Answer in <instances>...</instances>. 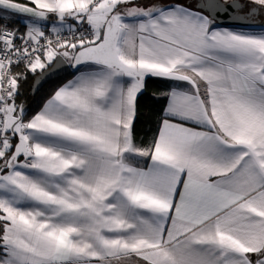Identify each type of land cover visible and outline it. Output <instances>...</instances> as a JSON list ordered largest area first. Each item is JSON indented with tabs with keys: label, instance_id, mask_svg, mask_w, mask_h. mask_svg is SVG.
I'll return each instance as SVG.
<instances>
[{
	"label": "snow or ice",
	"instance_id": "obj_1",
	"mask_svg": "<svg viewBox=\"0 0 264 264\" xmlns=\"http://www.w3.org/2000/svg\"><path fill=\"white\" fill-rule=\"evenodd\" d=\"M207 13V14H205ZM264 0H0V264H264ZM71 70L43 107L29 74ZM172 82L155 134L146 78Z\"/></svg>",
	"mask_w": 264,
	"mask_h": 264
},
{
	"label": "trees",
	"instance_id": "obj_2",
	"mask_svg": "<svg viewBox=\"0 0 264 264\" xmlns=\"http://www.w3.org/2000/svg\"><path fill=\"white\" fill-rule=\"evenodd\" d=\"M19 30L21 31V28ZM71 75L72 73L48 82L32 96L30 90L35 77L29 74L27 80L21 84L22 94L18 97L17 102L24 103L28 115L31 116L43 106L54 90ZM169 87L170 84L165 79L146 78L145 89L138 97V115L134 124L135 136L138 142H147L155 134L159 117L166 106V98L160 94L168 91Z\"/></svg>",
	"mask_w": 264,
	"mask_h": 264
},
{
	"label": "water",
	"instance_id": "obj_3",
	"mask_svg": "<svg viewBox=\"0 0 264 264\" xmlns=\"http://www.w3.org/2000/svg\"><path fill=\"white\" fill-rule=\"evenodd\" d=\"M195 5H196V3H195ZM195 5H194V7H195ZM259 21L260 20H259V17H258L254 21L249 20V21H244L242 24H234L233 21H231V20H229L227 18H221L218 21V24L220 26H225V27H230V26L250 27L252 25L258 24ZM70 73H72V71L71 70H67V71H61L60 73H58L56 75H53V76H51L49 78H41L39 80H37V78H34V81H33L32 86H31L30 94L32 96H34L48 82H50L52 80H55L57 78H60L62 76H66V75H68Z\"/></svg>",
	"mask_w": 264,
	"mask_h": 264
},
{
	"label": "crops",
	"instance_id": "obj_4",
	"mask_svg": "<svg viewBox=\"0 0 264 264\" xmlns=\"http://www.w3.org/2000/svg\"><path fill=\"white\" fill-rule=\"evenodd\" d=\"M141 2H144V0H141ZM177 2H179V3H184V2H181V1H169V0H163V3H165V4H172V3H177ZM184 4H190V3H184ZM191 6L192 7H194V5H192L191 4ZM206 14V13H205ZM3 22H7V23H9L10 24V26H13V27H16V28H18V29H20L21 28V32H23L24 31V23H23V19L21 18V17H12V16H8L7 17V20L6 21H0V23H3ZM218 26L219 27H221V28H233V29H236V30H244V31H249V32H255V33H259L261 30H257V29H252V28H250V27H239V26H230V27H225V26H220L219 24H218ZM23 29V30H22ZM73 78V75H71L64 83H66L68 80H70V79H72ZM169 82V84L171 85V83L172 82H170V81H168ZM170 88V87H169ZM49 99V98H48ZM47 101V100H46ZM45 101V102H46ZM44 102V103H45ZM43 107V106H42ZM41 107V108H42ZM40 108V109H41ZM39 109V110H40ZM38 110V111H39Z\"/></svg>",
	"mask_w": 264,
	"mask_h": 264
},
{
	"label": "rangeland",
	"instance_id": "obj_5",
	"mask_svg": "<svg viewBox=\"0 0 264 264\" xmlns=\"http://www.w3.org/2000/svg\"><path fill=\"white\" fill-rule=\"evenodd\" d=\"M169 1H181V2H184V3L188 2V0H169ZM157 2H163V0H157ZM194 4H195V2L192 3V5H194ZM260 18H261V20L264 21V14H262L260 16ZM250 28L257 29V30L264 29V23H258V24L252 25V26H250ZM22 104L24 105V103H22Z\"/></svg>",
	"mask_w": 264,
	"mask_h": 264
},
{
	"label": "flooded vegetation",
	"instance_id": "obj_6",
	"mask_svg": "<svg viewBox=\"0 0 264 264\" xmlns=\"http://www.w3.org/2000/svg\"><path fill=\"white\" fill-rule=\"evenodd\" d=\"M193 2H195L196 3V0H188V3H190V4H192ZM195 5V4H194ZM259 23H264V21L263 20H261V18L259 17Z\"/></svg>",
	"mask_w": 264,
	"mask_h": 264
}]
</instances>
